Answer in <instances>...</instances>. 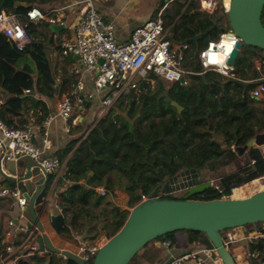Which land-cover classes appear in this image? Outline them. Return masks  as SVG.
Returning a JSON list of instances; mask_svg holds the SVG:
<instances>
[{
  "label": "trees",
  "instance_id": "obj_1",
  "mask_svg": "<svg viewBox=\"0 0 264 264\" xmlns=\"http://www.w3.org/2000/svg\"><path fill=\"white\" fill-rule=\"evenodd\" d=\"M2 1L0 9L14 13L33 35L35 26L33 20L26 19V13L35 0H17L25 5L16 6L2 5ZM184 4L182 0H172L170 8L166 5L163 17L167 25H172L171 38L189 45L185 64L200 71L195 60L197 52L208 39L218 37L222 30L216 25L224 16L217 18L213 15L215 11L200 14L190 6L183 10ZM223 30H229L227 24ZM261 51L248 45L241 48L235 62V71L241 78L261 76L255 63ZM26 55L30 60L17 68L19 60ZM44 55L41 39L34 40L28 50L20 52L0 32V89L6 92L0 104V119L8 126L22 125L20 117L26 99L32 105L41 103L30 93L24 94V89L53 96L55 79ZM34 70L37 71L35 77ZM154 82L153 86L142 82L138 91L119 96L89 129L85 128L57 153L65 161L67 179L66 188L59 193L64 216L61 234L71 236L75 230L82 231L90 220L87 214L91 207L101 202L96 192L100 186L111 194L123 190L137 203L141 194L163 195L172 179L186 174L191 179L190 185L213 179L218 188L209 185L193 195L198 199H212L220 197L218 189L224 188L230 194L232 189L236 192V187L264 175V154L254 146L248 148V162L228 173L220 171L241 155L237 147L245 145L257 132H264V100L249 95L253 83L225 79L214 71L190 75L186 84L167 85L161 79ZM172 100L183 109L178 111L171 104ZM212 133L222 139L223 144L213 140ZM205 171L210 177L205 176ZM114 209L115 214L103 218L106 221L100 227L97 228L96 222L88 229L92 238L100 232L110 237L119 230L127 211L118 214V207ZM177 232L187 233L190 240L201 236L202 242L210 243L204 233L195 230H179L157 239L172 242ZM3 251L4 248L0 249ZM136 255L129 264L136 260Z\"/></svg>",
  "mask_w": 264,
  "mask_h": 264
},
{
  "label": "built area",
  "instance_id": "obj_2",
  "mask_svg": "<svg viewBox=\"0 0 264 264\" xmlns=\"http://www.w3.org/2000/svg\"><path fill=\"white\" fill-rule=\"evenodd\" d=\"M182 1L185 3L184 9L190 6L192 11L199 9L203 13H213L218 8L227 12L229 8V0L228 2L227 0ZM165 7L166 4L160 7L152 18L135 27L130 39L119 41L115 38L114 25L104 21L101 14L92 5L91 0H86L76 23L74 35L60 41L61 53L63 55H78L84 68L93 74V85L96 91H105L101 100L99 116L103 115L119 96L132 90L138 91L142 87V82H149L153 86L154 80L149 78L150 74H156L158 78L169 84L175 82L186 84L190 75L214 71L225 79H239L253 83L249 95L255 99L264 97V75L253 79H243L235 71V64H228L227 59L238 39L230 30H222L218 37L208 39L205 45L198 50L195 60L200 65V71H196L189 64H185L186 51L189 45L188 43H177L171 38L172 25H167L163 17ZM59 15V13L58 15L54 13L46 15L40 9L32 7L27 11L26 19L45 20L54 24L59 21ZM263 19L264 8L262 11ZM0 32L20 52H24L34 41L33 35L26 31L25 25L14 13L6 9H0ZM99 60L101 61L99 62ZM75 71L78 72V69ZM83 88V81L79 79L73 89L64 94L57 103L55 116L62 119L66 131L71 130V118L74 109L72 97ZM23 92L27 94L30 90L24 89ZM53 119L54 116H49L43 122L42 126L45 129L40 138L43 147L49 144L47 127ZM32 134L30 124L15 128L8 126L0 119V146L3 149V158L17 160L21 157H29L33 162L40 164L49 174L51 185H55L59 179L64 177L65 162L57 155H46L43 147L33 142ZM232 150H235L233 146ZM251 161L253 162V160ZM209 184L218 188L212 179L209 180ZM218 190L221 194L220 197H232L223 188ZM8 192L20 207V214L22 215V210L24 211L27 206V200L22 191L19 187L2 188L0 194ZM99 192L101 195H106L108 191L100 186ZM156 195L170 197V195ZM148 197V195L141 194L139 201ZM9 224L17 228L12 220L9 221ZM21 229L24 230L22 242L16 247V250H14L13 244H7L4 251L0 252V264H13L9 261L10 253L14 254L17 251L14 255L20 257L35 251L37 246L30 241V238L39 233L37 228L25 226ZM230 229L225 230L229 231ZM239 239L251 243L255 240H261L264 248V227L257 231H249L236 239L227 234L223 241L228 247L231 242ZM105 241L104 239H96L91 243L82 242L77 246L75 253L88 264ZM160 243L169 246L171 241L169 239L161 240ZM263 248L262 250H264ZM248 255L257 258L258 264H264V256L260 249H252ZM62 257L63 260L67 261L65 255ZM162 264H222V261L216 248L211 245L208 247L200 246L171 256ZM237 264H241V262L239 261Z\"/></svg>",
  "mask_w": 264,
  "mask_h": 264
},
{
  "label": "crops",
  "instance_id": "obj_3",
  "mask_svg": "<svg viewBox=\"0 0 264 264\" xmlns=\"http://www.w3.org/2000/svg\"><path fill=\"white\" fill-rule=\"evenodd\" d=\"M16 2L17 0H13V5L16 6ZM85 3L86 0H35V4L33 6L40 9L46 15H49L50 13H54L55 15H58V13L60 14L59 21L54 23L60 27L57 31H51L49 29L48 25L53 23H48L45 20H33V24L35 26V32L33 34L34 40L37 41L38 39H41L45 54L44 56L49 63L51 74L55 79L54 86H57L58 90L57 92H54L53 96L39 94L31 90L29 93L33 95L35 99L40 100L41 103L39 105H32L29 99H26V104L20 117L22 122L20 127H22L24 124H30L33 132V142L36 145L43 147V143L40 139L45 129V127L42 126L43 122L47 117L54 116V119L47 127L50 141L46 147H43L44 153L46 155H58L57 153L61 152V150L71 139L80 136L81 132L85 128L89 129L100 117L99 112L101 109V100L105 91H96L93 85V74L84 68L79 58H77L75 55H63L60 51V41L64 38H70L74 35L76 23L78 22L80 12L85 6ZM91 3L101 14L104 21L111 22L114 25L115 38L119 41H126L130 39L133 29L152 18L158 9L163 6L160 5V7H158L159 5L156 1L152 7H148L146 5L144 6V0H91ZM140 5L142 6L140 7ZM27 60H30L28 55L23 57L22 60H19L17 68H20L22 65H24ZM263 62L264 60H261L260 62L256 60L255 63L257 68H262ZM75 69H78V72H76ZM33 74L35 77L37 71L34 70ZM79 79L83 81L84 88L79 91L77 95L72 97L74 109L71 118V130L66 131L62 119L58 116H55L57 111V103L64 94L70 92L73 89L75 83ZM0 90L1 104L6 96V92L3 89ZM257 148L264 152V144L258 146ZM2 152L3 150L0 146V155ZM237 159L242 161V155H239ZM6 161L7 160L2 156L0 162L2 168H5ZM242 164L245 163H240L239 166ZM24 169L25 168L22 167L20 168V171H24ZM6 171L9 173L7 169ZM256 179H253L252 181ZM66 185L67 179H65V177L59 179L58 183L55 185H51L49 177L46 191L49 193L51 190V192L47 195L49 196L48 203H50V214L61 212L59 205V193L66 188ZM15 187H19L23 193L24 186L22 183H11L0 176V191L2 188L11 189ZM224 191L226 192L225 189ZM96 192L99 194V197H101V202L94 206L93 216L91 215V212L87 214L88 217L92 216V219L90 223L86 222V225L82 227L81 232L75 230L71 236H66L65 234L58 235L49 223V215L44 213L42 216H39V219L44 226L45 232L54 246L60 249H67L75 252L77 250V246L82 242L91 243L96 239L106 240L108 236L105 232H100L96 237L92 238V235L88 233V229L93 225V223L95 224L96 222L97 228L100 227V224L106 221L103 218L109 217V215L113 216L115 214L116 209H114V207H118V214H120V211L125 210L127 211L128 215L129 209L136 204L123 190H116L114 194L107 192L106 195H101L99 192V187H97ZM20 213V207L17 205L15 199L10 195L9 192L0 194V249L5 248L7 244H13V248L16 250V247L22 242L24 230H22L21 227L27 226L29 221L24 218L23 210L22 215ZM10 220L15 222L17 228L9 224ZM262 227H264V224L262 223H258L256 227L245 225L242 227L231 228L229 231L226 230L225 234H229L230 236H233V239H236L248 233L249 231H257ZM156 240L153 242L151 241V244L158 247V249L160 247L165 248L162 254L158 256L156 262L157 264H162L171 256L198 248L201 246L200 243L205 244L206 242L196 241L195 238L190 240L187 234L180 232H177L174 235L169 246H164L160 243V241ZM233 243H240L242 245L241 254L244 253V255L239 254V259H235L238 261L241 260V264H258L257 258L248 255L252 249H260L262 251V255L264 256V250H262L263 245H261L263 243L261 240H255L251 243L246 240L239 239L231 242L229 245ZM10 254L11 258H9V261L13 264H66L68 262L63 260V257L60 254H46L45 252L36 253L35 251H33L31 254L20 257H17L12 253ZM241 256L246 257L244 261L240 259Z\"/></svg>",
  "mask_w": 264,
  "mask_h": 264
},
{
  "label": "water",
  "instance_id": "obj_4",
  "mask_svg": "<svg viewBox=\"0 0 264 264\" xmlns=\"http://www.w3.org/2000/svg\"><path fill=\"white\" fill-rule=\"evenodd\" d=\"M17 4L25 5L24 2ZM13 4V0H3L2 5ZM264 0H229L226 22L229 30L238 37L227 62L235 64L237 56L244 45L257 47L264 51V24L262 11ZM203 13L199 9L194 10ZM214 21V20H212ZM51 31H57L59 25L49 24ZM223 30V29H221ZM29 48H27L28 50ZM77 58L78 55H75ZM264 60L260 55L258 61ZM101 60H99L100 62ZM149 78L157 80L156 74ZM58 87H55L57 92ZM264 100V97L262 98ZM171 104L178 111L183 109L175 100ZM213 134L212 139L223 144V140ZM264 144V133L257 132L243 146L237 147L238 154L249 147ZM3 150V149H2ZM3 152L0 155V162ZM5 168L0 165V176L11 182H20L24 186L23 195L28 201L24 218L29 221V228H37L30 241L36 244L35 252L62 254L74 264H87L73 251L54 246L47 236L39 216L49 215V223L59 235L64 223L63 214H50L47 186L48 173L29 157L7 160ZM24 167V171L20 168ZM209 186L205 181L189 186L181 196H158L156 194L137 202L129 209L128 215L119 230L99 247L91 264H129L133 256L148 242L179 230H195L204 233L211 245L217 250L222 264H237L230 249L223 241L222 231L242 227L251 223L264 222V188L241 198L217 197L212 199H195L194 194L202 192Z\"/></svg>",
  "mask_w": 264,
  "mask_h": 264
},
{
  "label": "rangeland",
  "instance_id": "obj_5",
  "mask_svg": "<svg viewBox=\"0 0 264 264\" xmlns=\"http://www.w3.org/2000/svg\"><path fill=\"white\" fill-rule=\"evenodd\" d=\"M155 1L159 5L158 7H160V5H162L164 3V4L167 5V7L170 8L169 5H170L171 1H169V0H144V3H145L144 6L146 5L148 7L149 6L152 7V5L155 4ZM141 6L142 5H140V7ZM224 13H226V12H223L220 8L216 9L215 12L213 13V15H215L217 18L220 17V16H222V17L224 16L223 17V20L220 23H218V25H216L217 28L219 27L220 29H224L225 26H226V24H227V22H226V14H224ZM262 22L264 24V19L262 20ZM261 55H264V51H261ZM20 60H22V58ZM262 64H263V66H262V68H260V70H261L260 73H262V75H264V62ZM160 79L161 78H158L157 80H160ZM154 83L155 82H153V84ZM167 85H171V84L167 83ZM262 153H264V152H262ZM241 155H242V161L240 159H237L234 162V164L232 163L231 165H229L227 167L225 166L224 168H222V170H220L221 173H228L231 170L237 168L240 163H246V161H248V159H249L248 149H247V151H245ZM205 176L206 177H210V174L208 173V171H205ZM190 181H191L190 177H188L186 174H181L180 177H176V179H172L170 181V183L168 185L169 188H167V192L164 193L163 195L181 196L186 191L185 188H187L190 185ZM262 188H264V176L259 177V178H257L254 181H250L249 183L243 185L241 188L238 187L236 192H234V191L231 192V195L234 198L246 197V196H248V195H250V194H252V193H254V192H256V191H258L260 189H262ZM162 189H163V187H161V191H162ZM90 212H91V215L93 216V214H94V207H91ZM91 219L92 218L90 217V220L88 221L89 223L91 222ZM258 223L264 224V222H258ZM258 223H251V224H248L246 226L256 227V225ZM225 233H226V230H223L222 231L223 238H225V235H226ZM184 234H187V233H184ZM107 238H109V237H107ZM195 239H196V241L202 242L201 241L202 240L201 239V236H198V238H195ZM154 240H156V239H154ZM154 240H152V242ZM158 241H161V240L159 239ZM204 241H206L205 244H201L200 243L201 246L208 247V246L211 245L207 240H204ZM152 242L150 241L149 243H147L137 253L136 260H134V262L132 264H157L156 263L157 262V258H158V256L160 254H162V252L165 250V248L160 247L158 249V247H156V246H154V245L151 244ZM228 248L230 249V251L233 254V256H234L235 259H239V256L240 255H244V253L241 254L242 245L240 243H233V244L229 245ZM245 256L244 257L241 256L240 259H242L244 261L245 258H246ZM237 262H239V261L237 260ZM240 262H242V261L240 260ZM66 264H74V263L67 262ZM88 264H91V261H89Z\"/></svg>",
  "mask_w": 264,
  "mask_h": 264
},
{
  "label": "bare ground",
  "instance_id": "obj_6",
  "mask_svg": "<svg viewBox=\"0 0 264 264\" xmlns=\"http://www.w3.org/2000/svg\"><path fill=\"white\" fill-rule=\"evenodd\" d=\"M227 2H228V0H227Z\"/></svg>",
  "mask_w": 264,
  "mask_h": 264
}]
</instances>
